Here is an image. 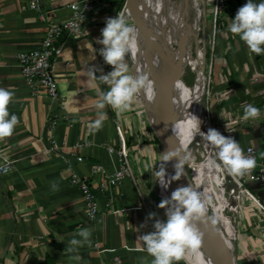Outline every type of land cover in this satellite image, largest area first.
I'll use <instances>...</instances> for the list:
<instances>
[{
	"label": "crops",
	"instance_id": "crops-1",
	"mask_svg": "<svg viewBox=\"0 0 264 264\" xmlns=\"http://www.w3.org/2000/svg\"><path fill=\"white\" fill-rule=\"evenodd\" d=\"M26 1L0 0V87L14 90L8 110L19 118L13 134L0 139V150L14 161L13 169L0 175V264H102L113 255L123 264H151L153 257L142 250L139 236L153 230L149 213L166 220L165 209L158 207L161 201L154 193L160 143L145 113L133 108L117 112L106 106L102 127H92L98 118L97 92L107 91L108 86L90 77L88 68L109 72L111 65L99 54L103 45L97 39L102 38L106 20L116 16L117 1L92 0L93 10L80 34L63 38L61 53L52 62L55 98L42 89L29 90L16 63L17 52L37 47L46 28V21L35 10L20 8ZM69 1L39 0V5L48 20L57 22L67 16ZM246 3L229 1L232 19ZM219 24L226 29L223 22ZM235 37L238 45L232 40ZM226 39L230 40L225 44L218 41L219 57L214 56L215 71L212 67L210 73L222 72L229 82L219 94L223 105L218 110L206 109L204 117L217 122L216 128L239 144L253 146L260 158L264 156V55L252 57L238 35L229 32ZM234 98L237 100L230 106L228 102ZM245 104L260 109L257 120L243 118ZM119 134L133 180L124 177L118 185L99 191L98 183L118 167L117 155L106 147L117 149ZM170 164L166 180L170 179ZM97 165L104 174L92 173ZM70 173L85 177L96 192L98 212L91 220L85 215L82 196L68 183ZM243 185L259 206L248 197L229 196L238 211L234 229L224 236L231 243L233 264H264V183L248 179ZM170 186L171 181L169 189L160 186V195L169 198ZM82 228L90 230L91 243L68 253V242ZM71 255L78 258L70 259ZM174 264L188 263L182 259Z\"/></svg>",
	"mask_w": 264,
	"mask_h": 264
},
{
	"label": "clouds",
	"instance_id": "clouds-1",
	"mask_svg": "<svg viewBox=\"0 0 264 264\" xmlns=\"http://www.w3.org/2000/svg\"><path fill=\"white\" fill-rule=\"evenodd\" d=\"M135 31V28L128 23L125 14L119 13L114 18L106 20V26L101 30L102 38L97 39V43L103 45L99 49V54L106 64L113 66V70L104 74L102 69L88 68L90 77L108 86L107 91L97 92L99 99L95 107L98 110V118L92 125L96 130L102 127L103 109L106 106H111L117 112H124L131 108L134 97L141 90L149 99L154 95L153 82L149 76L139 72L135 75L131 74L125 60L126 55L130 53L135 56L138 51ZM228 31L238 35L252 53L264 54V0H260L259 3L247 0V3L237 10L235 18L228 26ZM97 71L101 72L99 77L96 75ZM14 95V90L0 87V139L10 137L19 123V118L15 114H10L8 110ZM259 116V108L252 104L244 105L245 120H257ZM200 125L201 120L192 114L187 121V131L192 137L199 134L215 150V159L211 161L213 166H216V161L219 160L223 169L233 177H243L255 168V157L245 154L239 142L214 128L203 132ZM182 151L181 148H175L162 155L161 161L164 162L174 157L178 159L174 165L175 175L171 179L166 180L164 163L158 171H155L157 181L165 189L168 188L171 180H178L183 174V165L187 156L182 154ZM52 186L54 190L57 188L55 182ZM211 204V197L192 185L180 186L172 191L170 198L163 199L158 207L165 209L166 220H160L156 218L155 213H149L147 219L154 221L153 230L139 236L143 242L142 250L153 257L151 264H174L182 259H187L188 264H205L201 252L204 232L198 225L204 224L207 228L209 223L215 226L222 219L219 213L213 216L207 215ZM90 237L91 232L88 228L78 229L68 242L67 252L74 254L78 248L90 244ZM69 258L78 257L71 255Z\"/></svg>",
	"mask_w": 264,
	"mask_h": 264
},
{
	"label": "built area",
	"instance_id": "built-area-1",
	"mask_svg": "<svg viewBox=\"0 0 264 264\" xmlns=\"http://www.w3.org/2000/svg\"><path fill=\"white\" fill-rule=\"evenodd\" d=\"M230 0H201V7L198 8L195 4H200L198 0H188L189 4H192L190 9V18L186 20V25L190 33L197 34L198 31L203 30V24L209 25L211 30V48L215 45V33H219L221 30L220 22H223L224 27L228 30V26L232 23V18L230 16ZM183 3V0H136V11L138 16L145 22L149 34L144 36L140 28L135 24L134 19L131 15L130 9L127 7V0H123L120 8L117 10L116 15L119 13H124L127 21L130 22L135 28L134 37L138 45V51L136 52L135 58H139V61L143 63L141 67L142 74L150 73L154 82L153 87L155 91V83L157 82V75L152 68V60H156L160 66L159 57L163 56V49L168 50L169 53L175 55L177 60V44L180 40V32L177 28L178 16L174 13L173 5L170 6V3L180 4ZM92 0H70L67 3L68 14L67 16L60 21H51L48 20L45 13L42 11L39 5V0H28L22 6L21 9H32L38 13V18L42 21H46V28L38 42L37 47L25 51H19L16 54V63L19 69V73L23 78L27 88L33 92L38 89H42L50 98H55L58 95L57 84L55 77L52 72V62L54 59L61 53L62 49V40L63 38L73 37L80 34L86 18L89 13L92 12ZM83 21V22H82ZM168 28V29H167ZM174 33V39H167V33ZM231 33V32H230ZM184 36V35H182ZM147 41H146V40ZM186 39V38H185ZM190 42L187 39L184 42L183 46V56L192 62V67L182 68L180 70L181 81L185 84L183 78L186 74H192L193 83L192 86L186 85L188 90L196 92L192 101L195 100V103L198 99L199 94L204 93V88L208 90L209 85L217 83H225L226 78L222 72L217 71V73L211 78V69L214 57L206 63L204 57H202L201 50H198V53L195 54L196 58L189 57L187 51L188 45ZM218 43H216L217 45ZM250 55L257 56L255 53L249 51ZM264 55V54H262ZM131 58V63L133 64L134 56L128 54ZM202 65V70L200 69ZM133 67V65H132ZM214 70V64H213ZM206 78V80H205ZM209 80V81H208ZM208 93V91H206ZM220 94V91L218 92ZM210 95L211 92H209ZM155 95V93H154ZM139 99V95L137 94ZM220 96V95H219ZM209 98H212L209 96ZM140 102L141 111L145 113V107L141 100ZM202 125L205 131L207 132L209 128H213L212 124L203 119ZM204 120V121H203ZM150 128L151 123L148 122ZM221 134H224L227 137H230L227 132H224L222 128L218 129ZM56 147L55 144H53ZM245 154L255 157L256 166L254 169L249 171L246 175V178L243 177H233L229 175L222 167V164L219 160L216 161L217 168L222 175V187L227 191L229 196L236 198L238 200L242 199L243 196L250 198L255 204L259 206L258 200L249 194L248 191L244 189L245 180H254L264 183V156L258 158L256 155V150L251 145H241ZM203 151L200 153L202 157L212 150L215 158V150L208 145L207 142L203 143ZM107 152L115 153L118 157V167L113 170L112 174L107 175L105 180H101L98 183V190L102 191L106 187H114L118 185L122 178L130 177L133 180L132 171L128 164L126 158V147H124L123 139L119 134V147L114 149L112 146L106 147ZM76 161H80V157H75ZM14 167V161L9 158L0 150V175H4L12 170ZM92 173H103L104 170L102 166L97 165L92 169ZM68 183L74 186L77 191L82 196L83 207L85 215L88 219H93L98 212V205L96 200V192L92 189L90 182L83 176H79L75 173H70L68 178ZM228 186V188H226ZM94 247L96 243L92 244ZM102 264H123L119 256L113 255L109 260L102 262Z\"/></svg>",
	"mask_w": 264,
	"mask_h": 264
},
{
	"label": "rangeland",
	"instance_id": "rangeland-1",
	"mask_svg": "<svg viewBox=\"0 0 264 264\" xmlns=\"http://www.w3.org/2000/svg\"><path fill=\"white\" fill-rule=\"evenodd\" d=\"M116 1L118 3L120 0H116ZM166 2H167V0H166ZM172 5L174 8L173 10H174L175 15L178 16V18L180 20V21L177 20V24H176L177 28L179 29L178 31L180 32L181 36L184 35L186 37L187 41L190 42V44L188 45V48H187V51L189 53V57L196 58L195 54L198 53L199 49L201 50V53L204 56V61L206 63L209 61V58L212 59L214 56L219 57V54L217 51L218 47H217L216 43H218V41L224 43L225 40H230V39H226V37L229 34V31L226 29L225 30L223 29L224 30L223 31L221 28L222 31L220 30L218 34L216 32L215 37H214L215 45H213L211 48L212 39H211V30L209 28V25L204 23L203 28H202L203 30L198 31L197 34L190 33L189 29L187 28L185 21L190 18L189 5L191 8L192 4H189L187 1L186 7L181 2H180V4H178V3H175V4L172 3L171 4L170 3V6H172ZM195 5H197V7H199L198 3ZM128 23L130 24V22H128ZM139 25H141V23ZM168 32H170V31L165 32V34L167 33L166 34L167 39L170 38V40L171 39L173 40L174 39L173 38L174 33L173 34L170 33V35H169ZM224 32H225V34H224ZM232 40L235 41L236 45H238V43H236L238 38L235 37ZM234 49L235 48L233 46V49H232L233 52H234ZM236 50H237V48H236ZM162 54H163V56L159 57L161 65L159 66L157 61L153 59L152 63H151L153 65L152 68L154 69V71L156 73H158L160 75L161 70L167 66L165 70L168 72L169 76L172 75V78H173V79L172 78L170 79V81H171V85H170L171 103H170V106H171V110H172V113H171L172 119H173L172 122L173 123L174 122H177V123L185 122V124H187L185 114L187 112H189L188 113L189 114L188 120H189L190 114H191L190 107H191V104L194 103L195 101L194 102L192 101L193 100V98H192L193 93H192V91L188 90L186 85L192 86L193 76H192V74H189V73L186 74V76L183 78V80L186 84L185 85L181 81L180 76L179 77L173 76V67L175 65L176 60L172 56V53H169L168 50L163 49ZM232 54H234V53H232ZM165 57L168 59V61L171 62L169 65L168 64L166 65V61L164 59ZM125 60H126L127 64L129 65V72L131 74L135 75L138 72L142 73L141 67L143 66V63L141 61H139V58H135V56H134V59H133L134 63L133 64L131 63V58L128 55H126ZM190 63H191V66H186L182 62V60L179 59V64H178L179 69L181 67L182 68L192 67V62L190 61ZM132 65H133V67H132ZM212 67H213V64H212ZM112 70H113V66H110L109 71H112ZM145 74H147L149 76V79L152 82H154L150 73H145ZM247 76H248V74L244 75V78H245L244 80H247ZM211 79H212V76H211L210 80ZM205 80H206V78H205ZM216 82L217 83H215V84L213 83L212 86L209 85L208 90L204 88V93L202 95L201 94L198 95L199 97H198V99H197V101L193 107V110H194V108H195V110H196V108H198V110H199L198 118L201 120V122H202V117L206 116V109L211 111L214 108H216L218 110L223 105V99L221 100L222 97L219 96L218 92L219 91L221 92V89L229 82H228V80H226L225 83L219 84L218 79L216 80ZM179 84L184 86L186 92L188 93L187 102H186V106H187L186 110H188V111H186V110L184 111V106H182V104H181V99H180V95H179L180 93H178L177 89H176L177 85H179ZM206 91H208V93H206ZM153 92L155 93L154 87H153ZM209 92H211L212 95H210ZM138 95H139V99L141 100V104H142V102L144 104L145 116L147 118V121L149 122L153 116L151 108H152V106L155 105L154 95L151 99H149L148 95L143 90H141V92L138 93ZM209 96L213 97L212 100H209L210 99ZM139 99H138V96H135L134 101H133L132 106H131V108H133L135 111H138V112L141 111V108L139 106L140 102L138 101ZM236 100L237 99L234 98L231 101H229L228 103L231 106L232 103L236 102ZM203 119H205V117ZM211 124H213L212 127L214 128V127H216L217 122L213 121ZM200 128H201V131L206 132L205 129L203 128L202 123L200 125ZM182 140H181V143H182ZM205 142L206 141H204L200 137V135L197 134L195 137H192L191 140L189 141V143H187L186 146L183 148L182 154L187 156V160L184 162V165H183V173H184L185 179L189 185L196 187L199 191L207 193V195L211 197L212 204L209 205V212L207 215L213 216V215L219 213V215L221 216V218H222L221 221H219L217 223L219 227L216 228V230H219L217 232V234L220 236V235H225L224 234L225 232H231L234 229V227H235L234 226L235 225V216L237 214L238 207H237V204L235 202H233V203L229 202V194L222 187V175L219 172L217 165L213 166L211 163V161L213 159H215L213 151L210 150V151H208V153H206V155L204 157L201 156L200 153L203 151V149H202L203 143H205ZM180 144H179V146H180ZM244 177L246 178L247 176H244ZM159 186H161V185L158 182L157 186H156V190L154 193L156 194L157 198L160 201H162L163 199H165V197L160 195L161 193L159 192ZM157 194H159V195H157ZM170 196H171V193H170Z\"/></svg>",
	"mask_w": 264,
	"mask_h": 264
},
{
	"label": "water",
	"instance_id": "water-1",
	"mask_svg": "<svg viewBox=\"0 0 264 264\" xmlns=\"http://www.w3.org/2000/svg\"><path fill=\"white\" fill-rule=\"evenodd\" d=\"M188 0H183V4L186 7V3ZM200 2L201 6V0H198ZM136 5V0H127V7L131 11V15L134 19L135 24L140 28L141 32L144 34V36H148L149 30L145 24V22L138 16V12L136 11L135 8ZM141 23V25H139ZM188 28V27H187ZM183 38H186L185 36H182ZM146 40V39H145ZM147 41V40H146ZM184 41L179 40L177 46V53L179 55L183 51V46H184ZM181 51V52H180ZM202 57H204L202 55ZM179 56L177 57V60L175 62V65L173 67V76H180V69H179ZM200 69L202 70V65H200ZM157 82L155 83V105L152 106L151 111H152V118L150 119L151 123V130L156 134V137L160 143L161 150H162V155L169 151L170 149H173L168 141L166 140V135L168 133L169 128L171 127L170 125H167L164 119V115L166 114V111L171 110V90H170V85L171 81L170 79L172 78L171 76H165L162 78L161 75H157ZM173 79V78H172ZM161 155V158H162ZM170 162L175 165L178 162L177 158H172ZM161 159L159 162L158 170L161 167ZM177 183V186H189L188 182L185 179L184 173L181 175L180 179L175 180ZM228 188V186H226ZM203 229H204V235L205 238L208 239L212 250L214 253L218 256L219 258V264H232L229 260V252L227 249H225L224 245L222 244V241L220 240L219 235L213 230V228H210L209 225L207 228L204 227V224H200Z\"/></svg>",
	"mask_w": 264,
	"mask_h": 264
},
{
	"label": "bare ground",
	"instance_id": "bare-ground-1",
	"mask_svg": "<svg viewBox=\"0 0 264 264\" xmlns=\"http://www.w3.org/2000/svg\"><path fill=\"white\" fill-rule=\"evenodd\" d=\"M180 21V20H179ZM181 26V25H180ZM197 36V35H196ZM195 36V37H196ZM169 38V37H168ZM181 40L184 41L185 38H183L182 36L180 37ZM186 40V39H185ZM196 43V42H195ZM191 50V49H190ZM181 52V51H180ZM183 52V51H182ZM190 52V51H189ZM173 54V53H172ZM177 55L179 56V59L182 60V62L186 65V66H191V63H190V60H188L187 58H185L183 56V54L181 53L179 55V53H177ZM169 56V55H168ZM174 58L176 57L175 55H172ZM165 61H166V65L170 64L171 62L168 61V59L165 57L164 58ZM176 60V59H175ZM181 65V64H180ZM167 67V66H166ZM166 67H164V69L161 70V73L160 75L163 77H167L169 76L168 72L165 70ZM182 68V67H181ZM180 68V69H181ZM179 81V80H178ZM177 92L180 93V99H181V104L182 106H184V111L187 109V106H186V102H187V97H188V93L186 92L184 86L182 85H177ZM193 95H192V98H194L196 92H192ZM202 99V98H201ZM195 101V100H194ZM193 101V102H194ZM203 102V101H202ZM195 105V102L191 104V114H190V118H191V115L194 114L198 117V114H199V110L198 108H194L193 110V107ZM188 111V110H186ZM172 110H169V111H166V114L164 115V119H165V122L167 123V125H170L171 127L169 128L168 130V133L166 135V140L168 141V143L170 144V146L175 149V148H181L183 150V148L186 146L187 143H189V141L191 140L192 136L189 135L188 131H187V124H185V122H182V123H177V122H172L173 119H172ZM189 112H187L185 114V118H186V121H188V114ZM183 119V118H182ZM184 120V119H183ZM175 130V131H174ZM183 139V140H182ZM181 140H182V143H181ZM181 143V144H180ZM180 144V146H179ZM179 146V147H178ZM170 161H167V162H164L162 161V163L165 164V171H166V166L168 165ZM161 163V164H162ZM171 163V162H170ZM167 173V171H166ZM170 179L172 176L175 175V168H174V165L171 163L170 164ZM160 184V183H159ZM160 188V186H159ZM176 188H178L177 186V183L175 180H171V186H170V193H172V191H174ZM169 189V188H167ZM207 223V221H205ZM210 228H213V230L217 233L219 230H216L218 226V224H216L215 226L211 225L210 223L208 224ZM201 230L204 232V229L203 227L199 224L198 225ZM221 228V227H220ZM224 231V230H223ZM220 240L222 241V244L224 245L225 249H227V251L229 252V260L230 262L233 264V256L231 254V243L229 242V240L224 236V235H220ZM201 252L203 253V257H204V261H205V264H219V258L218 256L214 253V251L212 250L211 248V245L208 241V239L205 238V235L203 237V243H202V247H201ZM186 262L188 263V260L186 259Z\"/></svg>",
	"mask_w": 264,
	"mask_h": 264
},
{
	"label": "trees",
	"instance_id": "trees-1",
	"mask_svg": "<svg viewBox=\"0 0 264 264\" xmlns=\"http://www.w3.org/2000/svg\"><path fill=\"white\" fill-rule=\"evenodd\" d=\"M123 0H120L117 5H118V8H120L121 4H122Z\"/></svg>",
	"mask_w": 264,
	"mask_h": 264
}]
</instances>
